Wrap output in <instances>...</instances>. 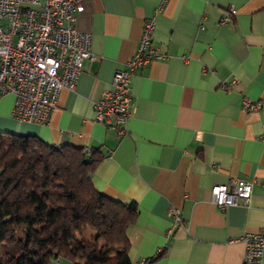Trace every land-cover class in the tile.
Listing matches in <instances>:
<instances>
[{"label":"crops","instance_id":"crops-1","mask_svg":"<svg viewBox=\"0 0 264 264\" xmlns=\"http://www.w3.org/2000/svg\"><path fill=\"white\" fill-rule=\"evenodd\" d=\"M82 2L75 25L92 34L96 58L60 91L48 123L16 119L14 94L3 95L0 129L102 156L96 189L138 207L127 230L134 264H247L245 242L229 240L264 229V0ZM148 19L163 57L132 75L136 107L120 134L96 120L95 103L136 52ZM232 177L253 181L250 203L221 209L212 188Z\"/></svg>","mask_w":264,"mask_h":264},{"label":"trees","instance_id":"trees-1","mask_svg":"<svg viewBox=\"0 0 264 264\" xmlns=\"http://www.w3.org/2000/svg\"><path fill=\"white\" fill-rule=\"evenodd\" d=\"M101 159L82 146L0 131V264H134L127 230L138 207L96 189Z\"/></svg>","mask_w":264,"mask_h":264},{"label":"built area","instance_id":"built-area-1","mask_svg":"<svg viewBox=\"0 0 264 264\" xmlns=\"http://www.w3.org/2000/svg\"><path fill=\"white\" fill-rule=\"evenodd\" d=\"M82 0H0V98L15 96L13 116L19 120L48 123L57 107L60 91L74 88L86 60H94L93 36L75 25ZM236 13L235 10L232 11ZM230 19V14L224 21ZM155 22L145 21L139 45L123 68L115 72L113 87L95 103L96 120L125 133L136 103L131 77L142 65L163 57L153 43ZM252 108L257 103L246 101ZM253 181L232 177L212 188L213 201L221 208L250 203ZM172 213L182 222L175 209ZM245 242L244 262L261 264L264 229L246 232L230 243Z\"/></svg>","mask_w":264,"mask_h":264},{"label":"rangeland","instance_id":"rangeland-1","mask_svg":"<svg viewBox=\"0 0 264 264\" xmlns=\"http://www.w3.org/2000/svg\"><path fill=\"white\" fill-rule=\"evenodd\" d=\"M0 131H3L5 135H7L8 132H13V133H19L17 131H14L13 129H0Z\"/></svg>","mask_w":264,"mask_h":264}]
</instances>
